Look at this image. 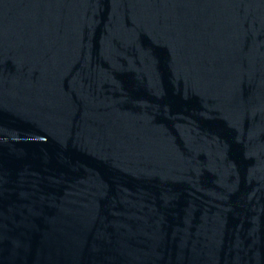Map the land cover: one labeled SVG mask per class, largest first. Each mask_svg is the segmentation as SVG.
<instances>
[{
	"label": "water",
	"instance_id": "obj_1",
	"mask_svg": "<svg viewBox=\"0 0 264 264\" xmlns=\"http://www.w3.org/2000/svg\"><path fill=\"white\" fill-rule=\"evenodd\" d=\"M0 264H264V0H0Z\"/></svg>",
	"mask_w": 264,
	"mask_h": 264
}]
</instances>
